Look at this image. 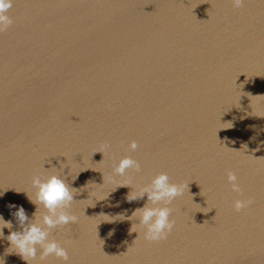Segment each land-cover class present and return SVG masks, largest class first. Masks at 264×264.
Returning a JSON list of instances; mask_svg holds the SVG:
<instances>
[{"label":"water","instance_id":"95a60500","mask_svg":"<svg viewBox=\"0 0 264 264\" xmlns=\"http://www.w3.org/2000/svg\"><path fill=\"white\" fill-rule=\"evenodd\" d=\"M7 15L5 219L9 202L31 217L33 176L57 172L76 189L77 222L51 233L67 264H264V0H13ZM125 156L138 172L115 173ZM161 172L182 193L168 205L173 230L152 242L123 216L147 200L128 202L131 188ZM237 199L251 203L236 211Z\"/></svg>","mask_w":264,"mask_h":264},{"label":"clouds","instance_id":"9594fccd","mask_svg":"<svg viewBox=\"0 0 264 264\" xmlns=\"http://www.w3.org/2000/svg\"><path fill=\"white\" fill-rule=\"evenodd\" d=\"M232 2L234 6L240 7L243 0H232ZM12 3L13 0H0V31L12 24L11 18L7 15ZM129 148L135 151L136 142L132 141ZM129 169L138 172L140 165L130 156H125L119 160L114 171L122 176ZM78 174L72 179L73 181ZM227 180L233 192L241 191L238 177L234 172L227 174ZM31 184L34 195L25 194L27 201L35 207L31 217L22 205L12 202L6 204L11 219H5L0 213V241L8 243L4 255L0 256V264H6L4 256L13 254L25 264H33L37 257L42 262L49 256L67 264L69 259L67 248L60 241L52 238L51 233L53 229L77 222V217L68 211L74 201L76 189L70 187L64 175L57 172L34 175ZM6 192L0 194V199ZM181 193V186L171 182L167 173L161 172L152 177L150 183L139 190L133 191L131 188L126 196L128 202L142 199L145 196L147 200L144 206L135 209L131 216L122 215L123 220L133 221L130 231L141 234L147 241L164 240L174 228V222L170 218L172 210L168 205ZM250 203V200L237 199L233 202V207L236 211H240ZM13 221L18 230H14ZM5 229L8 230L7 235H5Z\"/></svg>","mask_w":264,"mask_h":264}]
</instances>
